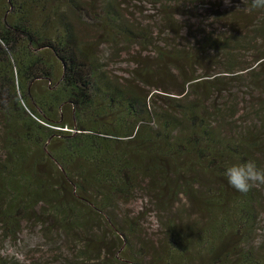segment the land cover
<instances>
[{"label": "trees", "instance_id": "trees-1", "mask_svg": "<svg viewBox=\"0 0 264 264\" xmlns=\"http://www.w3.org/2000/svg\"><path fill=\"white\" fill-rule=\"evenodd\" d=\"M248 160L264 169L251 0H0L2 239L39 224L84 232L82 264H264V184L223 175Z\"/></svg>", "mask_w": 264, "mask_h": 264}, {"label": "rangeland", "instance_id": "rangeland-1", "mask_svg": "<svg viewBox=\"0 0 264 264\" xmlns=\"http://www.w3.org/2000/svg\"><path fill=\"white\" fill-rule=\"evenodd\" d=\"M144 7L150 8L148 5ZM128 9V13L136 11L129 7ZM99 50L101 54H106L109 47L103 45ZM130 52L133 54L137 50L133 49ZM123 57L108 61L109 69L117 75H124L129 67L126 61L127 56ZM134 208L135 204L129 206L130 210ZM143 227L146 232L155 228V222L150 216L143 222ZM84 238L85 233L80 230H75L72 234L65 236L58 229L46 233L39 224H23L15 240H4L0 236V262L2 264H65L64 262L82 264L79 251L83 246ZM260 240H264V214L260 216L258 224L257 241Z\"/></svg>", "mask_w": 264, "mask_h": 264}, {"label": "clouds", "instance_id": "clouds-1", "mask_svg": "<svg viewBox=\"0 0 264 264\" xmlns=\"http://www.w3.org/2000/svg\"><path fill=\"white\" fill-rule=\"evenodd\" d=\"M228 2L225 0V4ZM251 6L264 9V0H251ZM223 175L227 184L242 194L257 184H264V169L258 168L252 160L227 166Z\"/></svg>", "mask_w": 264, "mask_h": 264}]
</instances>
